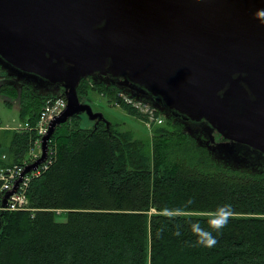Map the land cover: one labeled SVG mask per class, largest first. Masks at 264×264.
<instances>
[{
    "label": "trees",
    "instance_id": "obj_1",
    "mask_svg": "<svg viewBox=\"0 0 264 264\" xmlns=\"http://www.w3.org/2000/svg\"><path fill=\"white\" fill-rule=\"evenodd\" d=\"M93 90L109 101L127 94L89 76L76 88L80 100ZM0 95L13 99L18 91L2 82ZM51 97L22 83L20 121L34 123ZM160 113L155 109L162 122L142 139L110 121L108 128L103 121L83 128L82 114L56 126L48 142L51 164L28 183L32 209H0V264H264V171L215 159L182 124ZM8 134L0 140L2 166L20 163L34 139L28 132ZM224 204L235 216L217 233L208 218ZM165 209L179 211L166 215ZM197 221L216 237L214 247L197 244L191 231Z\"/></svg>",
    "mask_w": 264,
    "mask_h": 264
},
{
    "label": "water",
    "instance_id": "obj_2",
    "mask_svg": "<svg viewBox=\"0 0 264 264\" xmlns=\"http://www.w3.org/2000/svg\"><path fill=\"white\" fill-rule=\"evenodd\" d=\"M0 66L17 108L22 83L66 99L2 206L56 126L85 114L109 127L77 96L88 76L202 130L195 139L230 167L264 171V0H0Z\"/></svg>",
    "mask_w": 264,
    "mask_h": 264
},
{
    "label": "built area",
    "instance_id": "obj_3",
    "mask_svg": "<svg viewBox=\"0 0 264 264\" xmlns=\"http://www.w3.org/2000/svg\"><path fill=\"white\" fill-rule=\"evenodd\" d=\"M129 98L133 99L131 97ZM133 100L138 101L136 99ZM65 105V97L58 94L46 99L34 123L28 121H20L17 126L4 127L0 121V132L6 128H10L18 133L28 132L34 135V139L28 145V148L25 151L24 159L20 163H12L6 166L0 165V209L7 211H21L32 209L29 208L28 205L26 190L29 181L33 177L40 175L51 164L52 149L49 148V146L47 148L46 159L38 166H36V168L31 169L29 172H26L22 176V179L18 183L15 192L8 196L5 206L1 205L2 198L6 192L10 191L13 188L15 181L20 176L24 168L27 165L33 163L37 158L41 156L42 136L47 132L50 121L65 108ZM155 119L157 123L162 122V118L159 116ZM0 158L6 159V155L3 153L1 154Z\"/></svg>",
    "mask_w": 264,
    "mask_h": 264
},
{
    "label": "rangeland",
    "instance_id": "obj_4",
    "mask_svg": "<svg viewBox=\"0 0 264 264\" xmlns=\"http://www.w3.org/2000/svg\"><path fill=\"white\" fill-rule=\"evenodd\" d=\"M6 69L2 68L0 66V71H5ZM11 78V77H10ZM61 89V88H60ZM59 94L64 96V93ZM128 96V97H127ZM130 96L128 94H124L122 92H118L116 94L115 99H111L109 101V97H107L105 94L98 93L95 90L87 92L85 95L84 100H87V102L90 104L92 109L96 112H100L108 121L115 123L118 125V127L121 130L129 131L133 138L142 139V138H148L151 137V131L154 129L153 125L158 124L156 122V117H161L160 115L155 114V109L148 106V104H144L143 102L134 101L133 99L129 98ZM120 102H124L127 105H130L131 107L137 109L140 113L145 115V118L141 119L134 115L129 114L126 110H124L120 106ZM160 114H162L165 118H172L176 119L177 122L181 123L183 126L181 119L176 116H170L168 117L165 113V111H162ZM162 118V117H161ZM0 121L4 127H11V126H17V124L20 122V119L18 117V108L16 104H7L4 102V97L0 95ZM93 122H91L85 114H82V127H89ZM196 129V126L194 127ZM2 135L0 133V140H3V142H6V137L9 136L8 133L13 132L12 129L6 128V130H2ZM204 132L202 130H198L195 132L194 136L199 141L198 137L202 140H205V136L203 134ZM2 138V139H1ZM216 140L219 139V137H215ZM200 139V140H201ZM1 148L5 149L3 145L0 146ZM215 158V157H214ZM217 159V158H215ZM218 160V159H217ZM250 170V169H246ZM63 216H60L59 218L62 219Z\"/></svg>",
    "mask_w": 264,
    "mask_h": 264
},
{
    "label": "clouds",
    "instance_id": "obj_5",
    "mask_svg": "<svg viewBox=\"0 0 264 264\" xmlns=\"http://www.w3.org/2000/svg\"><path fill=\"white\" fill-rule=\"evenodd\" d=\"M193 203L192 200L188 201V205ZM177 210H168L165 209L163 214L172 215ZM235 212L232 208L231 204H224L216 208L214 212L209 214L208 225L209 227L219 233L224 227L227 226L230 219L234 218ZM191 231L194 235L197 236V244L203 245L207 248H212L217 244V239L212 235L211 231L206 230L201 224L197 221L191 224ZM175 235H181L179 231V225L177 226V230L174 233Z\"/></svg>",
    "mask_w": 264,
    "mask_h": 264
}]
</instances>
